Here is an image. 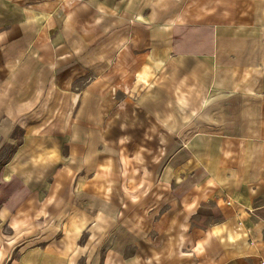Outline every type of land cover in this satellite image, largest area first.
<instances>
[{
  "label": "crops",
  "instance_id": "crops-1",
  "mask_svg": "<svg viewBox=\"0 0 264 264\" xmlns=\"http://www.w3.org/2000/svg\"><path fill=\"white\" fill-rule=\"evenodd\" d=\"M18 2L0 264H264V0Z\"/></svg>",
  "mask_w": 264,
  "mask_h": 264
},
{
  "label": "rangeland",
  "instance_id": "rangeland-1",
  "mask_svg": "<svg viewBox=\"0 0 264 264\" xmlns=\"http://www.w3.org/2000/svg\"><path fill=\"white\" fill-rule=\"evenodd\" d=\"M61 1H67L69 6H73L78 2H81L82 0H61ZM18 3H23V0H19ZM15 137L18 138L19 134L18 133H14L13 134ZM16 139V138H15ZM16 141V140H15ZM0 153L2 156H8L11 153V147L8 144H4L1 146L0 148ZM1 162V161H0Z\"/></svg>",
  "mask_w": 264,
  "mask_h": 264
}]
</instances>
